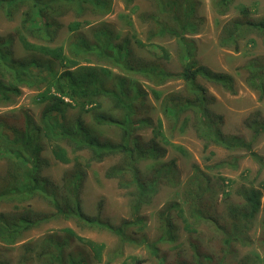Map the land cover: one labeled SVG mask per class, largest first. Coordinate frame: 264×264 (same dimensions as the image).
<instances>
[{"label": "rangeland", "instance_id": "1", "mask_svg": "<svg viewBox=\"0 0 264 264\" xmlns=\"http://www.w3.org/2000/svg\"><path fill=\"white\" fill-rule=\"evenodd\" d=\"M112 1L113 12L105 16L89 10L83 16L70 12L68 16L63 17V28L52 46H67L71 34L69 25L74 22H87L81 29L87 36L92 35L94 28L105 25L113 31L115 37L118 36V39L115 38L116 43L128 41V48L136 57L143 58L144 63L157 62L168 71H181L179 41L170 35L151 37L152 22L144 19L148 14H162L157 3L153 0H133L128 9L123 0ZM197 4L198 32L195 35H186L196 44L195 60L200 65L214 72L227 74L233 79L232 89L227 90L221 85L198 77V83L207 91V106L211 113L223 117L219 127L224 134L239 136L246 142L254 141L250 124L256 119L264 121V90L261 92L252 88L249 66L254 60H258L260 65L264 64V34L246 25L238 37L239 50H235L234 43L224 44L223 41L229 38L227 26L231 27L234 21L243 24L264 21V0H233L224 13L218 10L219 6H215L216 0H197ZM242 8L247 9L249 14H242ZM20 22V16L10 20L0 12V35L12 34L15 37V54L19 58L27 53L16 35ZM35 43L48 44L45 41ZM151 45L155 47L152 49ZM91 60L83 61L82 64L98 68L106 66L114 73L122 74L115 66L98 62L95 57H91ZM57 69L63 70V66L59 64ZM134 78L146 92V111L153 121L151 126L136 129V134L146 147L151 146L154 140L162 154L158 159L141 162L140 170L146 175L157 162L170 163L173 166L171 174L160 179L157 193L149 197L148 203L143 204L137 212L133 205L136 200L135 189L124 188L119 184L118 178L107 176L108 170L123 160V154L108 155L102 161H97L93 159L90 149L85 147L79 150L74 148V145L60 140L58 143L66 148L71 162L62 163L56 158L48 130L42 122L45 103L36 101V95L45 89L44 86L41 89L22 86L21 95L15 97L12 103L0 104V119L8 126L24 128L27 114L37 127L42 128L43 148L40 155L41 160L45 161L42 174L55 186L62 189L66 174L77 169L76 165L79 163V168L85 174L80 199L87 215L99 217L101 221L113 226H120L124 221L141 220V224L127 227L126 232L131 240L122 244L117 235L106 229L91 228L75 218L57 216L49 218V221L39 228L26 232L14 245L7 246L0 240V258L7 264H26V261H22L23 258H31L30 264H42V261L37 259V254L42 252V247L52 237L71 239L66 252L78 257L82 255L87 264H184V261L194 258L196 251L192 244L198 246L197 249L203 254V258L207 256L220 261L224 255L220 232L210 221L195 215L191 204L192 193H196V190L191 188L190 181L203 174L208 180V191H204L198 203L205 214L218 219L221 225L230 224L232 209L244 207L245 191L251 188L261 191V207L248 232L252 245L236 244V251L228 255L225 264H264V252L258 243V239L263 235L264 169L253 160L250 153L256 152L264 156V133L255 140L251 151L247 148L230 151L217 142L200 137L197 128H194L193 112L183 114L177 123H173L164 115L162 101L170 94L185 95L187 88L184 80H168L157 86L142 74H136ZM156 92L161 95L157 96ZM66 101L70 102L68 99ZM111 106V102L103 98L102 107L97 110L89 111L88 107H66L64 116L69 124L81 119L88 128L94 130L93 135L101 141L119 143L121 139L116 126L96 124L97 114L121 117L120 111ZM186 117L188 125L183 128ZM5 130L11 134L12 128ZM234 156L239 157L236 168L231 167L229 163L234 161ZM223 162L227 164L222 165ZM8 163L7 159L0 160V187L7 178ZM200 184L203 185V178L197 180V187ZM16 198L0 202V214L14 216L28 210L33 212V215L50 216L56 212L49 202L40 197L24 199L20 195ZM176 203L179 208L172 207ZM168 210L170 211L166 216ZM167 219L172 227L173 240L164 238V220ZM67 230H72L73 234ZM153 246L157 249V254L153 253ZM97 247L101 248L100 256L96 255ZM202 264H206V261Z\"/></svg>", "mask_w": 264, "mask_h": 264}, {"label": "trees", "instance_id": "2", "mask_svg": "<svg viewBox=\"0 0 264 264\" xmlns=\"http://www.w3.org/2000/svg\"><path fill=\"white\" fill-rule=\"evenodd\" d=\"M123 1L129 9L133 0ZM153 1L157 3L162 14H148L144 19L152 22L151 37L170 35L179 41L182 64V70L179 72L168 71L157 62L144 63L143 58L136 57L128 48V41L116 43L115 38L118 39V36L115 37L113 31L105 25L94 28L92 35L87 36L81 30L87 22H74L69 25L71 34L67 46H52L63 28L61 22L63 17L68 16L70 12L83 16L89 10L100 16L108 15L113 12L112 0H0V12L6 18L12 20L20 16L21 22L16 29V35L27 52L26 56L17 57L15 37L12 34L0 35V104L12 103L15 97L21 95L22 86L37 89L44 86L45 89L36 95V101L45 103L42 122L48 130L56 158L62 163L71 162L66 148L58 143L60 140L74 145V148L79 150L85 147L90 149L93 159L97 161H102L108 155L123 154V160L111 167L107 176L118 178L119 184L124 188L135 189L136 200L133 205L136 212L143 204L148 203L149 197L157 193L160 179L171 174L173 166L170 163L157 162L146 175L140 170L141 162L158 159L162 154L154 140L151 146L146 147L140 136L136 134V129L151 126L153 121L146 111V92L140 82L135 80L134 75L142 74L157 86L168 80H184L186 94L166 96L162 101L164 115L173 123H177L183 114L193 112L195 114L194 128H197L200 137L217 142L230 151L244 148L251 151L255 140L264 133V121L256 119L250 124L254 132V141L246 142L239 136L226 135L219 127L223 117L209 110L207 91L198 83V77L221 85L227 90L232 89L233 79L227 74L214 72L195 60L196 44L186 35H195L199 29L197 0ZM232 1L216 0L215 6L217 8L219 6L218 10L224 13L232 5ZM241 13L249 14L244 8ZM246 25L264 34V21L246 24L234 21L231 27L227 26L229 38L224 39L223 43H234L235 50H239L238 37L241 36ZM35 41H45L48 44L40 45ZM150 47L153 49L155 46ZM91 57H95L98 62L115 66L122 74L114 73L106 66L98 68L82 64L83 61H92ZM251 63L250 84L254 90L259 89L262 92L264 64H258V60ZM59 64L63 66V70L57 69ZM155 94L161 95L159 92ZM103 98L111 102L114 110L120 111L121 117L113 118L110 115L97 114L96 124L116 126L121 139L119 143L109 140L101 141L93 135L94 130L88 128L81 119H76L73 124H69L64 116L66 107L82 109L88 107L89 111L97 110L102 107ZM25 117L24 128L8 126L3 119H0V160L7 159L9 162L7 178L3 180L0 187V202L15 199L20 195L24 199L37 196L49 202L56 212L50 216L33 215V212L28 210L14 216L0 214V240L7 246L14 245L26 232L39 228L49 221V218L57 216L67 219L75 218L91 228L106 229L117 235L122 244L131 240L126 229L133 224H141V220L124 221L120 226H113L101 221L99 217H91L85 213L80 199L85 174L79 168V163L76 165L77 169L66 174L62 189L43 176L42 168L45 161L41 160L40 155L43 148L41 144L43 130L35 125L29 115L26 114ZM187 125L188 117L184 119L182 126L185 128ZM7 128H12L11 134L5 130ZM250 153L253 160L264 169V156L256 152ZM238 160L239 157L234 156V161L229 162L231 167L236 168ZM225 164L227 162H223L222 165ZM199 178H203V185L200 184L197 187ZM190 184L191 188L196 190V193H192L191 196L193 212L199 218L210 221L220 232L224 255L220 261L207 256L204 259L197 249L198 246L192 244L196 251L193 261L183 263L202 264L205 260L206 264H225L228 255L236 251L234 248L236 244L252 245L248 232L260 210L262 193L255 188L245 191L244 207L232 209L230 224L221 225L218 219L205 214L198 203L204 191H208V180L203 174H199L196 180L190 181ZM172 207L179 208V204L176 203ZM164 224L166 225L164 238L173 240L169 220H164ZM262 227L263 235L258 239V243L264 252V222ZM67 231L73 234L72 230ZM71 241L66 238L50 237L42 247V252L37 254V259L41 260L42 264H87L82 255L78 257L66 252ZM91 244L96 249V246ZM97 249L96 255L100 256L101 248L97 247ZM153 253L157 254L154 246ZM22 261L30 264L31 258H23ZM0 264L7 263L0 258ZM237 264H248V262Z\"/></svg>", "mask_w": 264, "mask_h": 264}]
</instances>
